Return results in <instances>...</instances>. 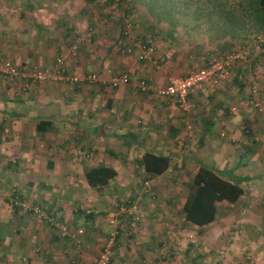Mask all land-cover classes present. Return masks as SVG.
Wrapping results in <instances>:
<instances>
[{
	"label": "crops",
	"instance_id": "0c3cea01",
	"mask_svg": "<svg viewBox=\"0 0 264 264\" xmlns=\"http://www.w3.org/2000/svg\"><path fill=\"white\" fill-rule=\"evenodd\" d=\"M143 7L124 4V0H64L58 8L53 0H42V4L38 0L33 8L24 10L25 20L0 32L3 56L25 62L42 60L45 64L53 60L56 52H63L76 34L91 27V38L77 43V51L75 48L74 55L67 56L66 64L72 75L87 71L97 75L91 82L44 83H24L17 78L8 80L0 76V264H69L71 258L91 264L100 242L108 235L107 231L105 235L99 234L97 216L102 214L105 220L117 202L135 197L139 214L145 213L132 230L138 234V226L140 230L141 223L147 222L146 217H154L151 214L154 201H148L145 195L152 197L151 192L161 191L172 181L184 183L198 162L221 172L222 177L229 173L242 188L233 202L216 203L214 218L220 217L219 204L233 203L240 208L247 201L249 193L243 181L251 178L248 170H257L256 174L263 176L264 134L258 136L260 129L254 128L258 123L263 127L264 122L257 114L253 117L251 113L229 110L232 104H244L243 89L236 82L240 78L236 65L218 82L191 91L186 107L179 106L170 96H157L137 88V77L164 85L170 73L182 74L195 63L201 65L204 61L199 62L197 58L204 49L199 44L209 41H194V37L178 31L183 26L179 15H173L176 22L171 23L165 14H152L162 9L152 12V6L148 10ZM124 12L132 15L125 17ZM210 19L205 18L207 25ZM227 20L221 15L217 17L220 24L212 25L223 26ZM126 25L130 35L122 37ZM132 33L150 40L152 60L142 59L134 51L120 50L132 44ZM116 71L130 73L131 80L111 85L108 74ZM189 149L196 153L188 152ZM144 151L168 155L167 167L158 173H146L140 158ZM187 154L194 156V166L185 176L182 170ZM103 161L116 173L104 187L92 188L85 183L82 171ZM177 175L181 178L173 180ZM245 176L246 180H240ZM144 180H148V185L145 192H139ZM12 185L22 201L41 204L72 228H82L80 214L94 216V221L83 226L84 230L75 240L64 239L44 219L13 207ZM102 193L105 195L101 196ZM259 193H264L263 189ZM261 199L263 208L257 205L252 211L239 209L235 216L231 212L220 219H248L249 214H254L260 221L258 224L263 223L264 231V196L257 195L255 202L258 204ZM167 208L162 207L163 213L171 219L174 215ZM124 222L128 220L124 218ZM122 225L119 223L114 230L116 239L123 232ZM143 229L147 231L139 234L141 238L134 243L119 246L112 243L109 264H116L112 258L116 250L122 254L123 264H154L155 261L174 264L181 253L190 250L189 231L181 234L168 226L158 227L156 231L146 226ZM154 232L161 238L162 248H156L151 241ZM256 241L251 250L260 251L257 255L263 253V260L264 240ZM155 249L161 254L151 253ZM259 256H256L258 263ZM169 258L170 262H165ZM191 259L185 264H192Z\"/></svg>",
	"mask_w": 264,
	"mask_h": 264
},
{
	"label": "rangeland",
	"instance_id": "374dc122",
	"mask_svg": "<svg viewBox=\"0 0 264 264\" xmlns=\"http://www.w3.org/2000/svg\"><path fill=\"white\" fill-rule=\"evenodd\" d=\"M37 1L38 0H0V32L3 31V29L11 27L13 24L17 25V22L19 23L23 19L25 20L26 14H24V10H30L31 7L33 8L34 3H36ZM47 1L49 2L50 0ZM39 2L42 4V0H39ZM53 2L56 3L59 8V5L61 4V2H64V0H53ZM128 2L130 4H137L141 7L144 6L143 8L147 10L150 9V6H152L154 8L151 9L152 12L157 11V9L159 8L162 9L160 11L153 12L152 14L156 16L159 14L167 15V22H176L173 21L172 17L173 15H179V21L183 26L181 28H178V31H183V34L194 37V41L200 39L209 40L199 44L202 46L201 49H204L203 54L199 56L200 58H197V61L199 62L201 60L205 61L207 57L210 58L214 56V53H223L230 48H236L241 45L247 46L246 60L238 63L235 66L238 70H240V78H238L237 80L239 81L236 80V82L240 88H243L244 97V106H237L239 109L236 113H251L253 117L254 114L256 115V112L253 110V108L245 102L248 97L254 94L252 92L254 85L257 91L256 95L258 96V98L264 100V31L259 26V21L254 17V14H250V8L256 5L257 0H124V4ZM143 2H147V4H143ZM80 7L82 8L83 6ZM130 13L131 12H127L128 15H126V13L124 12V15H126L125 17H130L132 15ZM135 14H137V12ZM221 15L228 20L224 21L225 24L223 26H213L212 24H215L216 22L218 25L220 24V22L217 21V17ZM209 16H212L213 19L211 20ZM206 17L211 20L209 21L208 25V21L205 20ZM1 35L2 33H0V38ZM256 35L259 36V41L255 40ZM75 37L76 36H74V39ZM74 45L77 51V42H75ZM66 47L68 46L66 45ZM207 49L210 50L208 51ZM60 52L61 50L59 51V53ZM0 57L13 62L18 61V59L13 60L11 58L3 56V53L1 52ZM26 61L29 66L38 67L49 66V64L52 62L50 60L48 63L42 64V60ZM194 65H196V63ZM182 68L186 69L187 67L183 66ZM2 77L6 78L4 76ZM243 97H241V99ZM241 99L239 101H241ZM259 129L260 133H257V135L264 134V126L262 127L260 123L256 124L254 130L258 131ZM247 130L251 131L253 129L247 128ZM250 133L251 132H249V134ZM232 141H229V143L234 144ZM188 152H192V154H194V152L196 153V151H192L190 149ZM85 153L86 152H84L83 155ZM193 159V155L187 154V159L185 161L186 164L184 165V168L182 170V173L185 176H188V174H190V169L194 166ZM102 163L109 164L107 163V161H103ZM248 172L250 173L251 178H249L247 181H243L246 187L245 190L247 191V194L249 193L248 197L245 199L247 200L246 205H243L241 203V206L239 208L236 204L233 203L224 202L225 205L219 204L218 213L220 214V217H215L211 224L207 223L202 225H188L186 221L180 218V203L186 190V185L184 183L187 180H183L184 183H179L178 181H169L170 184L164 185L161 191L154 190L155 193L151 192L150 194L152 195V197L143 193L142 196L145 195L148 201H154L151 203V208L154 207L155 209H153L154 212L151 213L154 214V217H146V225L141 223L140 230V226H138V234L128 232L129 229L124 224V217H121L119 214L115 216L114 222L111 224L106 221V217L104 220V216L102 214L97 216L95 222L97 223L99 219V234L105 235V231H107L109 237L111 236V234L115 235L116 233H114V230L118 229V227L116 226H119V223L123 224L121 226L123 234L120 233V238L116 239L114 235H112L113 243L116 242V244L118 243L117 245L119 246L121 243H134L136 239H140L142 233L144 234L147 231L146 229H143L144 226L152 231H156L158 227L160 228L162 226L174 227V229H178V232H180L181 234L183 232L187 233L189 231V236L191 237V239L189 240L191 245L190 250L188 252L181 253V255H179L180 257L175 259L177 260V262H175L174 264H185L191 258L192 264H264V259L262 260L263 253L259 254L261 255L259 256L257 255V253H260V251L253 252L251 250L253 242L257 243V239L260 240L259 242H262V240H264L262 238V236L264 237V231L262 229L263 223L259 225L258 223H260V221L254 218V214H249L248 219L246 217H242L245 219L237 217L227 220L220 219L221 217L223 218V215L230 214L231 212L234 214H232V216H235L239 209L252 211L257 205L263 208V203L259 205L257 204V202H255V196L257 194L256 192H259L262 189L264 191V183L262 181L264 178V172H262L263 174L261 173L263 176H259L258 174H256V172H258L257 170L252 169L248 170ZM175 173L178 174L179 171H176ZM139 174H141V172ZM177 177L181 178V176L177 175L173 180L177 179ZM164 178L168 179V177ZM11 187L14 186L12 185ZM139 188V192H145L142 188V184ZM102 194L101 196L105 195V193ZM262 195L264 196V193H262ZM166 198L169 199L167 200ZM166 206H168V208L172 212L171 215H174L171 219H168L166 217V214L163 213V210L166 208ZM162 207H164V209H162ZM141 209V211H143V206ZM157 210H160L161 213L156 212ZM142 214L145 213L142 212L141 215ZM80 218L82 224V228H80L82 230H84L83 226L85 227V225L94 221L92 220L94 216H87L85 214H80ZM110 231L112 232L109 234ZM167 239H169V237ZM151 241L156 248H158V246L162 248V245H159L162 240L160 237L155 235V232ZM151 253H153L155 256L157 254H161V252H159L157 249L151 251ZM112 254V258L114 261H116V264H123L122 262H120L122 254H119L117 250L116 252L113 251ZM256 256H259V263ZM165 262H170V258ZM154 264L161 263L155 261ZM170 264H172V262Z\"/></svg>",
	"mask_w": 264,
	"mask_h": 264
},
{
	"label": "built area",
	"instance_id": "2783aa9c",
	"mask_svg": "<svg viewBox=\"0 0 264 264\" xmlns=\"http://www.w3.org/2000/svg\"><path fill=\"white\" fill-rule=\"evenodd\" d=\"M91 27L87 28L86 35H90ZM123 33L127 35L129 33V27L123 30ZM129 35V34H128ZM255 40H260L259 36H255ZM132 46H126L123 51L137 52L138 57L145 60H152V43L148 44L135 41ZM75 52L74 43L69 44L63 52L55 55L49 66H24L23 68L13 64L11 61L0 57V75L6 77L8 80L14 78L22 80L24 83L37 82L44 83L47 81H59L67 80L69 82H78L81 80L94 81L97 79L96 72L87 71L79 76L72 75L67 70L66 58L67 56L73 55ZM247 46L241 45L236 48H230L227 51L218 54L213 57L209 62L198 66L192 65L186 69L182 74H172L167 77L164 85H157L153 82H148L144 78H136L135 84L138 89L145 92H153L157 96H170L176 103L181 107H186L188 94L207 84L216 83L221 80L233 64H238L246 60L247 58ZM132 78L128 72H110L108 74V82L111 85H117L120 83H126ZM252 96L246 99V104L253 108L258 115L260 121L264 122V100L258 98L255 85L253 86ZM229 110L235 112L238 110L237 105H230ZM148 185V180L142 182V188L145 190ZM12 193L10 203L18 206L24 210L31 212L38 218L44 219L52 227H55L59 233L68 239L75 238L81 233L80 227L71 228L66 222L58 220L56 216L47 213L39 204L29 203L22 201L17 193L15 187H11ZM136 200V199H135ZM135 200H127L126 203L120 202L115 208L106 215L108 223H113L115 216L119 213H126L129 217V224H134V221L138 219L139 214L137 212V204ZM133 228V227H132ZM112 237H108L105 242L100 244L98 254L92 264H107L111 255Z\"/></svg>",
	"mask_w": 264,
	"mask_h": 264
},
{
	"label": "trees",
	"instance_id": "16d2710c",
	"mask_svg": "<svg viewBox=\"0 0 264 264\" xmlns=\"http://www.w3.org/2000/svg\"><path fill=\"white\" fill-rule=\"evenodd\" d=\"M250 14L251 15L254 14V17L259 21V23H258L259 26L264 31V0H257L256 5L253 6L252 8H250ZM86 32H87V30L83 31L82 33L76 34L77 38L76 37L75 38L77 39V41H76V39L75 40L73 39L69 44H71L72 42L73 43H75V42L79 43L80 40H84V39H90L92 34L90 33V35L88 36V35H86ZM121 35H122V37H125V34L122 33ZM133 35L135 38L134 37L132 38V41H131L132 44H127L129 46H132V49L134 48L133 43L135 41L146 43V44H148L150 42V40L145 39L143 35H136V33ZM126 36H128V35H126ZM69 44H67V46ZM120 50L122 52H125V51H123V48H121ZM58 53L59 52H57V54ZM218 54H220V53H217V54L214 53V56H212L210 58L207 57V59L202 64L209 62L213 57L217 56ZM55 55H54V57H55ZM11 62L13 64L21 67V68H23L24 66H29L28 63H26L24 60L16 61V62L11 61ZM235 65H237V64H233L229 68H232V66H235ZM195 66H198V64ZM139 78H144V77L140 76ZM140 158H141L142 165H143V168H144L146 173L161 172L168 165V155H166V154H158V153H153L151 151H144L141 154ZM115 173H116L115 169L111 165L104 164L101 162H97V163H94L90 166H87L82 171V176L84 178L85 183L88 186L95 188V189H99V188L104 187L107 184V182L115 175ZM223 174H225V172ZM227 177H222L221 172L219 173L214 168L207 166L201 162H198L196 168L192 172V175L190 176V178L185 183L186 190L184 192V196H183L181 203H180V210H181L182 219L188 223H191L192 225H202V224H207V223L211 224L214 220V215L216 212V203L221 201V200L233 202L236 199V197H238V195H240L242 193V188L240 185L237 184V181H234L231 178V176H229V173H228ZM247 178H248L247 176L241 177L240 180H246ZM256 193H257L255 196L256 199H257V195L262 198L261 193H259V192H256ZM132 199L135 200L136 198L135 197L130 198L129 200H132ZM135 201L137 204L138 200L136 199ZM119 202L126 203V199L121 200ZM262 203L263 202L261 199V201L258 204L261 205ZM37 204H39V203H37ZM242 204L246 205V201L242 202ZM39 205L47 213L52 214L44 206H42L41 204H39ZM13 207H17V206L13 205ZM137 212L139 213L138 204H137ZM123 214H125V215L123 216ZM123 214L119 213V215L121 217L126 218V222L128 220V222L126 224L124 222V224L129 229L128 232L132 233L133 232L132 230L135 227H137V224L139 222L138 219H139L140 215H139L138 219H136L134 221V224L132 225L133 228H132V227H130L131 225L129 224L128 215L126 213H123ZM53 216H55V215H53ZM56 218L58 220H61L58 217H56ZM124 218H123V220H124ZM116 227H119V226L117 225ZM52 228L56 229L55 227H52ZM57 233L62 238L67 239V240H75L76 238H78V235H77L73 239H68L65 236L61 235L58 230H57ZM112 235L113 234H111V237H112ZM108 237H109V235H107L106 238L104 240H102L100 243L102 244L103 242H105V240ZM112 243H113V241H112ZM110 257H111V255H110ZM109 261H110V259H109ZM109 261L107 264H109ZM69 264H86V263L78 260V258L77 259L71 258V259H69Z\"/></svg>",
	"mask_w": 264,
	"mask_h": 264
}]
</instances>
